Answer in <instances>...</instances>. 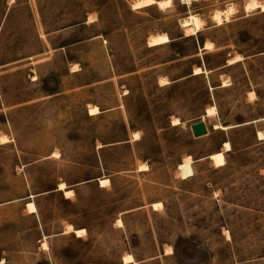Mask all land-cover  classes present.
Masks as SVG:
<instances>
[{
	"label": "rangeland",
	"instance_id": "obj_1",
	"mask_svg": "<svg viewBox=\"0 0 264 264\" xmlns=\"http://www.w3.org/2000/svg\"><path fill=\"white\" fill-rule=\"evenodd\" d=\"M28 1L0 0V264H264V12L246 13L249 0ZM231 5L228 22L212 21ZM189 15L204 25L186 37ZM37 32L47 52H22ZM162 33L170 42L150 47ZM201 119L208 134L195 138ZM188 156L194 176L182 179Z\"/></svg>",
	"mask_w": 264,
	"mask_h": 264
},
{
	"label": "bare ground",
	"instance_id": "obj_2",
	"mask_svg": "<svg viewBox=\"0 0 264 264\" xmlns=\"http://www.w3.org/2000/svg\"><path fill=\"white\" fill-rule=\"evenodd\" d=\"M193 1H197V0H183V2L185 4H187V5H191V3ZM163 2H164V0H151L150 3H143V0H136V1L133 2V4L131 6L133 7V5L139 3V4H142V6L139 7V8H136L135 10H139V9H142V8H145V7H150V6H157L161 10L162 8L159 5H160V3H163ZM249 2H250V0L248 2H246L245 7H244L246 13H250L246 9V5ZM258 3H260V2H258ZM172 6H173V0H172ZM254 10H260V11L264 12V7H257ZM226 11L227 10H223V11H219V10L216 11L215 10V13L212 16V21L215 22L219 26L220 25H223L225 22H228L229 17H225L223 15H221V21L222 22H217V20L215 19V16H216V14L218 12L219 13H224ZM194 17L196 19L202 21L198 16H195V15H189L188 17L183 18V19L180 20L181 27L184 29V33H185V36L186 37L196 36V35H198V33L200 31H202L204 22L202 21L203 22L202 23V27L197 28L196 27V24L193 22V18ZM165 37L167 39H165ZM148 42H149V46L150 47H157V46H162L163 44L169 43L170 42V39H169V37H168L167 34L162 33L159 36L151 37ZM212 46H213L212 43H205L204 46H203V48L200 49V51H202V50H210ZM240 59L241 58L239 56H235V58L230 59V60L227 61V65L228 66L229 65H233V64H235V62L239 61ZM199 74H208V72L207 71H204L202 67H199L198 69H196V70L193 71V75H199ZM167 84H169V81L166 78L161 79L160 82H159V85L161 87H163L164 85H167ZM227 86H228V84H226V83H223L222 84V87H227ZM210 90H212V88H210ZM98 113H99V110H98V108L96 106H92L88 110L89 116L95 115V114H98ZM205 113H206L205 114V117H207V118H214V117L217 118V116H218V113H217V110H216L215 106H211V107L207 108L205 110ZM259 120H262V119H259ZM172 125L173 126H179V125H181V122H180L179 119H174L172 121ZM233 127L234 126H228V125L227 126H223V125H221V124L218 123V124H216L214 126V129H216V130L221 129V130H224L225 131V130L231 129ZM258 138L260 140L264 139V135H263L262 132H258ZM139 139H140V134L137 133V132H134V134H133V140H139ZM1 141H2V143H6L7 142L6 138H2ZM98 147H100V146H98ZM223 149H224L223 151H219L218 153H214V154H211L210 156H208V159L212 162V164H213V166L215 168H220V167H222V166H224L226 164L225 153L226 152H229L231 150L230 143L229 142H224L223 143ZM192 163H193V161H192L191 157L188 156V157H186V159L183 160V162L181 164H179L177 166V169L180 172V176H181L182 179H187V178H190V177L194 176V168H192ZM147 169H148V167L146 165H141L138 170L146 172ZM105 181H107V183H105ZM99 183H100V186L101 187L108 186L110 184V182H109L108 179H103V178L100 179V182ZM65 188L66 187H65V184L64 183H60L58 185V189L59 190H62L64 192V195H65L66 198L72 197L74 195V192L72 190H67ZM151 206H153L154 210H158L160 208H163V206L160 203H153ZM27 209L31 213H35L36 212L35 206L31 202L27 204ZM116 224L119 227H122L123 226L122 225V221L120 219H117ZM65 234H74L77 237H82V236H84L86 234V230H84V229H76V228L74 229L73 226L67 225V227L65 229ZM42 245H43V248H45V249H48V247H49V245H47V241L46 240H43ZM171 252H172L171 251V248H169L168 253H171ZM129 256L132 257L131 260H128L127 259V257H129ZM122 261H123V264L136 263V261L134 260V257L132 255H125V256H123L122 257Z\"/></svg>",
	"mask_w": 264,
	"mask_h": 264
},
{
	"label": "clouds",
	"instance_id": "obj_3",
	"mask_svg": "<svg viewBox=\"0 0 264 264\" xmlns=\"http://www.w3.org/2000/svg\"><path fill=\"white\" fill-rule=\"evenodd\" d=\"M151 0H143V3H150ZM142 4H135L133 5V8H139L141 7ZM162 9L168 8L172 6V0H164L163 3H160L159 5ZM257 7H264V4L258 3V0H250V2L246 5V9L247 11L251 12L252 10L256 9ZM238 11V7L236 5H231L229 6V8L227 9L226 12L224 13H217L215 16V19L217 20V22H222L221 21V15L225 16V17H230L232 16L234 13H236ZM193 22L196 24L197 28L202 27V21L196 19L195 17L193 18ZM219 159V158H218ZM222 162V161H221ZM128 260H131L132 257L129 256L127 257Z\"/></svg>",
	"mask_w": 264,
	"mask_h": 264
},
{
	"label": "crops",
	"instance_id": "obj_4",
	"mask_svg": "<svg viewBox=\"0 0 264 264\" xmlns=\"http://www.w3.org/2000/svg\"><path fill=\"white\" fill-rule=\"evenodd\" d=\"M29 2V4L31 3V1L29 0L28 1ZM5 25H6V19H4V20H2V21H0V42H1V40L3 41V32H4V29H5ZM53 33V32H52ZM52 33L50 34V35H52ZM45 36H47V37H49L48 36V34H45ZM10 39H13V38H10ZM33 40H35V42H36V45H38V47L37 48H34L33 50H31V51H29V50H24V51H22V52H25V53H28V54H34V53H41V52H47L46 51V44H44V43H46V41L44 40H42L41 39V35L37 32L36 34H35V36H34V39ZM41 44H43V49H42V46H41ZM41 46V47H40ZM76 71V70H75ZM74 71V72H75ZM97 107V106H96ZM98 108V107H97ZM98 110H99V108H98ZM99 113H100V110H99ZM98 113V114H99ZM89 115V114H88ZM95 115H97V114H95ZM135 141V140H134ZM101 147V146H100ZM100 147H98V148H100ZM99 182H100V180H99ZM59 185V184H58ZM99 185H100V183H99ZM65 187H66V185H65ZM65 189H67V190H70V189H68L67 187L65 188ZM57 190H59L58 189V186H57ZM59 191H62V190H59ZM64 193V192H63ZM74 196V195H73ZM31 197H34L33 195L31 196ZM71 198V197H70ZM69 199V198H68ZM28 203H30V202H28ZM27 203V204H28ZM31 203H33V202H31ZM27 204H26V209H27ZM34 204V203H33ZM35 206V205H34ZM35 209H36V207H35ZM27 211H28V213L29 214H37V212H38V210L36 209V212L35 213H31V212H29V210L27 209ZM121 220V219H120ZM117 221V220H116ZM117 225V224H116ZM123 225V224H122ZM67 227V226H66ZM119 227V226H118ZM123 227V226H122ZM66 229V228H65ZM65 229H64V232H63V234H65ZM78 229H84V228H78ZM85 230V229H84ZM86 235V234H85ZM84 235V236H85ZM84 236H82V237H84ZM46 238V239H45ZM47 236H44V238H43V240H46L47 241ZM79 238H81V237H79ZM43 242V241H42ZM42 244V243H41ZM3 263V261L1 262V264ZM131 264H133V263H131Z\"/></svg>",
	"mask_w": 264,
	"mask_h": 264
},
{
	"label": "water",
	"instance_id": "obj_5",
	"mask_svg": "<svg viewBox=\"0 0 264 264\" xmlns=\"http://www.w3.org/2000/svg\"><path fill=\"white\" fill-rule=\"evenodd\" d=\"M190 129L195 138H201L202 136L208 134L206 123L202 119L200 120V122L191 125Z\"/></svg>",
	"mask_w": 264,
	"mask_h": 264
},
{
	"label": "snow or ice",
	"instance_id": "obj_6",
	"mask_svg": "<svg viewBox=\"0 0 264 264\" xmlns=\"http://www.w3.org/2000/svg\"><path fill=\"white\" fill-rule=\"evenodd\" d=\"M165 39H167V38L165 37ZM105 183H107V181H105Z\"/></svg>",
	"mask_w": 264,
	"mask_h": 264
}]
</instances>
